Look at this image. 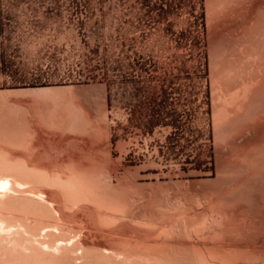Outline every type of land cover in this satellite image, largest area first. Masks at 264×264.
Listing matches in <instances>:
<instances>
[{
  "label": "rangeland",
  "instance_id": "obj_1",
  "mask_svg": "<svg viewBox=\"0 0 264 264\" xmlns=\"http://www.w3.org/2000/svg\"><path fill=\"white\" fill-rule=\"evenodd\" d=\"M208 1L211 3L209 4ZM208 1L0 0V108L4 109V111L3 109L0 110L2 111L0 114L5 112L7 115L6 120H9V126H12L14 123L10 129H13V133L17 132V135L16 133L14 135L12 134L14 137L9 136L11 135L9 133H12L9 132L10 130L8 133L5 131L6 134H0L1 137L2 135L9 134L7 135V138H10L9 143L13 141L10 145L6 136H3L4 139L2 138L1 142L4 140V143L2 144L0 142L1 148L3 149V147L8 145L6 151H11L9 152L11 156H16L10 159V161L15 159L18 164L24 163V165H27L28 163L29 166L35 164H39L40 166H59V169L53 168L51 170L38 168L40 172H71L68 166L69 163L73 161L70 160H74L73 158H75L74 162H81L84 160L81 163L87 168L89 167V170L91 168L92 172L95 173V171H97L96 173L99 174L102 181H105L104 183H109L110 185L112 182L111 185H117L116 187H120L119 184L121 186H126L120 187V189H124L119 191L121 195L126 193V195H124L126 196L127 203L130 201V204L132 203L131 205L127 204V206L130 205L129 207H125L124 209L122 207L120 209L119 206L111 208L110 205L109 208L107 205L106 208L108 209L105 207L103 209L100 208L99 205L98 209H100V212L96 209L98 213L102 214L104 211H106L104 212L105 214L108 210L114 211L115 209V211L112 212L116 216H114L112 212L111 214L114 218L118 217L120 219L118 220L117 218L118 221L116 220V222L113 220L114 218L110 220L112 218V215L109 213L110 211L107 213L108 217L106 214L104 217H101L100 215L102 214H100L98 217L97 211L95 210V212L93 211L96 215L94 219V214L91 213V210H88V208L92 209L95 207H92L93 204L91 206V203H88L89 207L87 208L86 202H84L83 205H74L75 203L72 202L73 204L70 205L71 207L75 206V208H71L69 207L70 202L64 200L65 198L61 196L62 194L60 195L58 193L59 195H57L56 193L57 196L61 197L58 199L59 197L55 195L57 198L55 199L58 200L59 203L64 201L65 203L67 202L66 204L68 205L66 206L71 209H69L70 211H74L73 213H77L75 212L76 210L79 215H82L84 211L85 214H87L86 210H88L91 211L90 213L92 215L90 217H93L92 219L94 221L98 217V220L95 221L96 223H92L94 221L92 220L91 222L90 219V221L88 220L85 224L81 222L82 218H84L83 215L81 221H79L80 217L78 215L77 220L74 219L77 216H71V223L73 220L78 221L77 223L83 228L82 230L86 234V237H89L88 239L97 240L99 237L98 241H102L106 246L107 242L105 240H107V236L109 235L110 241H116L118 238L117 236L123 232L119 231L120 229H124L127 232L125 235L121 234L124 238L119 237V239H125L128 232L130 234V239L135 237L134 239L138 240L137 238L142 237L146 232L148 235H146V237H149L150 240L151 238H164V235L167 234H163V229L166 231L170 230L168 227H171L176 220V224H178V222H183V219L180 218L185 209L184 211L181 209L182 213L180 214L179 209L181 207L177 206L179 204V206H183L184 203L189 207L191 206L190 208L187 207L190 209L189 212L186 210L188 214L191 213L190 215L194 214V212H200L203 207L202 203L198 200V198H200L199 195L207 194V190L213 191V186H215V184L217 185L219 181L218 177L221 173L219 170L224 162L225 156L226 160L227 157L230 159L233 155L228 156V154L234 152L233 150L235 149L233 148H236V153L238 148L245 151L246 148L244 146L247 143L248 146L246 147L248 148L252 143L254 144L256 142V135L262 130L264 123H259L262 126L257 124L253 126V128H250V130H245V125L242 123L237 126L238 129L235 131V138L237 141L235 145H239L238 148L228 146L227 149L226 145L229 144L225 142L227 141V139H225V144H221V147L223 148L224 146L225 149H220L219 143L223 142V140L220 138V141L219 139L217 140L218 136H216V132L218 133V128L216 129L217 123L215 124L214 122L215 115L219 114H215V111H217L215 106L220 108L221 103L224 101L219 98L222 100V102H220L217 94L220 93L221 95L219 96H222L224 92L225 95H228L230 91L234 92L235 89L241 90V87H239L241 85L239 83L242 82L240 81L242 80L241 76H247L249 74L247 72L250 68L256 65L255 56L253 55L252 57L254 59H252L251 55L247 53V49L244 47L245 44H243V48H245L246 51L243 48L241 50H244V52H241L237 46L234 47V49L232 48V51H237V54H235L230 51L231 47L235 45L233 44L230 46L232 43L230 44L228 41L230 45H227L226 56L227 58L229 55L230 56L227 60H231L230 62L235 64V67H238V69H236L230 63L236 72L242 71L238 72V80L232 83L231 90L229 89L230 91H227L228 93L225 90V84L223 85L226 81L225 76H223L222 73L221 76L220 74L216 75V68L212 66L214 60L212 64L210 62V60L214 58V55L210 56V52L213 50L211 48L214 47L213 45L216 38L222 33V31L219 32V25H222L221 23L224 21L222 17L227 16L226 18L228 19V15L226 13V15H224V12L232 10L236 5L238 8L242 6L243 9L240 14L241 20L240 18L235 20V22L240 21L237 24L234 22L235 18L233 17L234 19H232L235 13L229 11L231 12L229 18L231 17L230 19H232V21L229 19L228 21L233 22L235 25L233 26V23H231L232 26L229 27L231 29L235 27L239 29L238 27L244 24V18L250 10L249 6L254 0H252L251 4L244 3L247 2V0H235L233 3L230 2L231 0ZM227 2L228 4H226ZM221 4V8L218 7ZM230 4L232 6H230ZM243 4L246 6L244 5V7ZM235 10L233 9L234 12ZM211 11L212 14L217 13L219 16L222 14L220 18L223 20L221 19L222 21L219 22L220 18H217L219 16L214 14L218 22L216 21L217 19L215 20L216 22L214 20L211 22L214 18ZM219 12L222 13L218 14ZM229 22L228 24L226 23V26L230 25ZM218 23L220 24L218 25ZM222 26L224 29H222ZM222 26L221 30H225L224 32L227 33L229 27L227 28L225 25ZM240 30L241 29H239V31ZM239 44V48L240 46L242 47V43ZM228 47L230 50H228ZM229 51L232 55L235 54L239 57H236L237 59L235 58L234 61H241L236 64L233 61L235 55L230 59L232 55ZM246 55L247 59H245ZM210 57L213 58L210 59ZM244 61L245 64L243 65L242 63ZM248 61H250V63ZM250 65L251 67H249ZM243 68H245V70ZM211 69L212 71L214 70V75L211 73ZM243 71L246 74L243 73ZM231 72L233 73V71ZM238 76H240V79ZM216 77H219V79L222 77L224 80L222 81L221 79L219 81ZM213 78L218 82H216V80L212 82V80H214ZM236 81L239 86L236 84ZM214 82L217 83L218 87L222 86L221 89L224 92H221V89L218 88ZM59 86H62L61 88L66 86L63 92H59L62 95L57 94L58 92L56 91H52V89H57V87L60 88ZM46 87L53 88L47 91ZM216 88L220 89L219 93H217L218 90ZM16 90L18 92L17 96V92L13 95V92ZM29 90L30 92L28 94ZM240 90H238V92ZM44 91L45 93H43ZM56 94L59 95L61 100L68 99L71 101L73 99L71 103L73 102L72 104L78 105L80 110H77L78 107H75L76 109L72 108V111L69 112V106L65 107L69 109L68 111L66 110L67 112L64 111L65 113H62V109V111L56 108L54 110V101L56 99L57 101H61ZM231 95L228 96L232 97L233 95ZM62 96L65 97L62 98ZM224 96L221 98H224ZM228 96H225L226 99H228ZM235 96L233 97L236 98ZM49 97L53 99L48 100ZM232 99L233 98L230 100L232 101ZM34 100H36L38 104L34 103ZM68 100L67 102H70ZM50 102L52 103L50 104ZM5 103L6 108L12 105L13 108L6 109L5 106L2 105ZM226 103L227 102L224 101L222 104L225 105ZM38 106L40 110L43 109L41 114L45 116L44 118L39 116L40 113L37 112L39 111ZM227 106H229V102ZM16 107H19L18 111L20 112H16ZM222 109L223 108H221V110ZM14 110H16V115H14ZM7 112L10 113V115L13 114L12 116L16 118H9ZM65 114L67 115L65 116ZM58 115L59 118L57 117ZM20 117H22L23 120L21 119L20 121ZM55 117L57 119H55ZM17 119L18 121H16ZM216 122L219 123V121ZM3 131L4 130H2V133ZM5 138L7 139V145L5 144ZM11 138L13 139L11 140ZM33 143L34 145L31 147ZM4 144L6 146H4ZM26 147L30 148L27 149ZM251 147L248 148V150L251 149ZM31 148L33 151H31ZM223 150H227L228 152ZM241 150H239L238 153H241ZM248 150H246V153L249 152L250 154L254 152ZM4 151L5 148L0 152ZM5 153L0 155V159L6 160V157L10 158L8 152ZM8 158L7 160H9ZM13 163H15L14 160ZM101 175L104 176L102 177ZM27 188H30V186H27ZM47 189H49V187ZM42 190L44 191L45 189ZM38 194H40V196ZM38 194L40 198H44L45 196V194L44 196L42 195L43 193ZM132 194L133 196L130 197ZM122 197L124 196L122 195ZM146 198L150 199L147 201ZM152 198L154 202H157L155 206L154 204L148 206L150 205L148 203H154L153 201L149 202ZM61 199H63V201ZM137 199L141 201L139 202ZM134 200H137V202H134ZM58 201L56 202L58 203ZM62 204L65 206L64 203ZM142 204L149 208H146ZM139 205L141 206L139 207ZM76 206H79V208L85 206L87 209L83 210L82 208L81 211H83L81 212ZM117 207L119 208L117 209ZM128 208L129 210L132 208L130 212H128V210L125 211V209ZM137 208L141 209L138 210ZM122 209L125 212L121 211L123 214L120 212ZM70 211L69 213H72ZM127 212L129 214L135 213L133 214L134 216H130V214L129 216L132 218H129V216H125ZM118 213L121 215L117 216ZM145 213H148L149 216ZM177 213L181 215L179 218H176L179 216ZM173 215H175L174 218ZM90 217L88 216L85 218L87 220V218ZM126 217L127 219H125ZM103 218H106V220H101ZM170 218H172V220ZM122 220L124 223L126 221L130 222V224H127V222L123 224ZM102 221L104 222L102 223ZM108 221L109 223H107ZM110 222H113L111 226ZM117 222L124 227H114L115 230H117L116 234L119 235L115 234V238H117H112V240L110 234H107L108 232L106 233V231H109L111 228L113 229V225H118ZM171 222L173 223L170 224ZM73 224H76V222ZM84 228H86V230ZM95 229L97 231H95ZM112 229L111 231L114 232ZM250 230L254 235V229ZM246 234L247 233H245V236L247 237L249 233ZM251 235L249 239H251ZM255 236L257 235L255 234ZM147 238L144 239L143 236V238H139V240H147ZM130 239L129 241L127 240L129 243L133 240ZM183 239L184 241L185 239L186 241L188 240L187 237ZM136 240L130 243L133 244L132 246L128 245L131 249L125 247L127 248L126 252L132 250V254L133 251L135 253L134 255H144L143 253L145 251L143 250V246L150 240L148 239L146 242L142 240L143 243L145 242L141 245L142 248L139 245L141 241H137L139 242L137 243ZM110 241L108 242L112 243ZM120 241L121 245H117V242H115V244L121 246L117 248H121V250L124 251L123 253H125V249L123 250L122 246L124 244V246H126L129 243L127 241L123 243L122 239H120ZM189 241L190 240L187 242ZM108 245L113 246L114 243ZM134 245L137 247L135 248L137 251L142 250L144 252L138 254V252L134 250ZM110 246H106L108 247L107 249H111L112 247L109 248ZM113 247L116 246L114 245ZM138 247H140L139 250ZM147 247L148 246L144 249L146 250ZM117 248L116 250H118ZM148 249L150 250V248ZM113 250L116 251L115 248ZM149 250L146 251L149 253ZM129 254H131V252H129ZM144 261L147 263L146 260Z\"/></svg>",
  "mask_w": 264,
  "mask_h": 264
},
{
  "label": "bare ground",
  "instance_id": "obj_2",
  "mask_svg": "<svg viewBox=\"0 0 264 264\" xmlns=\"http://www.w3.org/2000/svg\"><path fill=\"white\" fill-rule=\"evenodd\" d=\"M221 1H230V0H221ZM230 2L233 3V2H235V0L234 1L231 0ZM251 2H252V0H247V2H244V3L251 4ZM210 3L211 2H209V4ZM226 4H228V2ZM231 4H230V6H232ZM240 4H242V3H240ZM212 5H214V4H212ZM244 5L245 4H243V6ZM207 6L209 7L208 4H207ZM221 6H222V4L218 7L221 8ZM236 6H235V8H233V7L232 8L235 10L238 8V6H237V8H236ZM223 7H224V5H223ZM228 7H229V5H228ZM247 7H248V5H247ZM249 7L248 8L250 10L246 8L247 10H249V12L247 11L248 13L246 12L247 16L244 13V15L246 16L244 18V21H245L244 24H241L242 26L238 27L239 29H241L240 31H239V29H236L237 27H235L234 29L233 28L231 29L229 26H232L231 23H233V22H229L228 19L230 21H232V19L235 18L234 22L236 19H239L241 17V15H240L242 12L241 10L243 9L242 6H240L241 9L238 8L237 10H235V12L233 11V9L228 10L227 12L225 11L224 15L227 14L228 19L226 18L227 16L226 17L221 16L222 15L221 13L224 11V9L222 8L223 11L221 13L219 12L218 14H221L220 16L224 19V21L226 19V21L229 22L230 25H227V26H226V23L228 24V22L223 21L224 24L221 23L222 25H225L227 28L229 27L228 32L226 33V32H224L225 30H221V28L223 26L219 25L220 23H218V25L220 26L219 32L222 31V33L220 36H218V37L216 36L217 38L215 37L216 40L211 38L212 40H215L214 41L215 43L213 45L214 47L212 46L213 48H211L213 50L210 49L211 52L209 50L210 56L214 55V58L212 57L213 59L210 57V59H212V60H210V62L212 64V61L214 60L213 61L214 65L212 64V66L216 68V70H215L216 75L220 74V76H221V73H222V75L225 76L226 81L223 83V85L225 84L226 92L227 91L229 92L231 90L230 88L232 86V83L235 80H238L237 79L238 72H242V71H238V70H237L238 72H236L234 69L235 64H232L230 62L231 60H227L230 56L229 54H228L229 55L228 58L226 56L227 45L229 44L228 41L230 42V44L232 43L231 45L229 44L230 46H232L233 44L235 45V46L231 47V50L228 47L229 48L228 50H230V51H232L234 49V47H236V46L241 51L243 48V44H245L244 47L247 49V53L250 54L251 57L254 55L255 61H256V63H255L256 65L255 66L253 65L254 66L253 68L251 67V65L254 63L253 61H252L253 63L249 66L252 68V69L250 68L251 71L248 69L250 72L247 70L248 71L247 73H249V74L247 76H244V77L241 76L242 80H240V81H242V82L239 83V84H241L240 86L237 84V81H236V84L239 87H241V90L238 89V90H240L238 92V90L235 89L236 91L235 90H234V92L230 91V93L228 94V95H231V93H232L233 96L236 95L235 96L236 98H234L232 95H231L232 97L225 95V92L221 89V87H222V86H220L221 84L219 85L220 87H218L217 83L214 82L215 85L221 89V92H224V93H222V96H224V95L228 96V99H226L225 96H224V98H221L222 96H219V95H221L219 93L220 89L216 88L218 90L217 93H219V94H217L218 100L220 102H222V100H220V99H223L225 102H227L224 105V104H222L224 102L223 101L221 103L220 108L215 106V108L217 110V111H215L216 112L215 114L219 113L218 115H215V121L214 122H215V124L217 123L216 129L218 128L217 129L218 133L216 132V134H217L216 136H218V138L216 136L215 137L217 138V140L219 138L221 140H223V142L219 143L220 149L224 148V146H223V148L221 146L223 145L222 143H224L225 139H227V141H225V142H227V144H229V145H226L227 149H228V146L229 147L233 146V147L238 148L239 145H235V143L237 144V141L235 138V135H236L235 131H236V129H238L237 126L239 124L243 123V125H245L244 126L245 130L246 129L250 130V128H253V126H255L259 123L262 124V122L264 123V0H254V2ZM215 9H214V11H215ZM229 9H231V8H229ZM238 10H240V11H238ZM212 11H211V14H212ZM229 11L235 13V15L232 16V19H230L231 17L229 18V15L231 14V12H229ZM211 14H210V16H211ZM214 14L215 13H213L212 15L214 16ZM215 15L219 16V15H217V13ZM236 15H237V17H236ZM220 16L217 18L219 19ZM211 17H209V18H211ZM217 18H215V16H214V18L212 20L211 19L210 20L212 22L213 20L215 21ZM222 18H220L219 22H221L223 20ZM218 19L216 20L217 22H218ZM240 20H241V18H240ZM238 22H240V21H236L235 24H237ZM241 23H243V22H241ZM233 26H235L234 23H233ZM222 29H224V27ZM229 32H231V33H229ZM216 33H218V32H216ZM237 43L238 44L242 43V47L240 46V48H239L240 44L238 45ZM211 44H213V43H211ZM210 47H211V45H210ZM245 48H243V49L246 51ZM239 50H238V52H239ZM244 50L241 52H244ZM212 51H213V53H212ZM230 51H229V53H230ZM232 52L237 54L236 53L237 51H232ZM230 54L232 55V53H230ZM239 54H240V52H239ZM234 55H232L230 57V59ZM247 55H246L245 59H247ZM236 57H237V55H235V57L233 58V61ZM243 57H244V55H243ZM237 58H239V57H237ZM252 59H254V58L252 57ZM243 60H244V58H243ZM249 60H251V59H249ZM240 61H238V62H240ZM245 61L242 63L243 65L245 64ZM234 62L236 64L238 63L237 61H234ZM248 62L250 63V61H248ZM230 63L234 67H232V65H230ZM240 65H241V63H240ZM242 67H244V66H242ZM235 68L238 69V67H235ZM246 68H248V67H246ZM243 69L245 70V68H243ZM243 69H241V70H243ZM213 71L211 69V73L214 75L215 73H213ZM231 71H233V73ZM243 73H245V72L243 71ZM245 74H243V75H245ZM239 77L240 76H238V78ZM213 79L214 80H212V82L216 80L215 78H213ZM218 79H219V77L217 78V80ZM221 79H222V81L224 80V78L221 77L219 79V81ZM217 80H216V82H218ZM61 87L60 88L57 87V89H52V91L53 92L56 91V92H58L57 94H61L59 92L60 91L63 92L65 90L64 87H66V86H64L63 88H61ZM51 88H53V87H51ZM51 88L50 87L47 88V91H48V89L51 90ZM75 89H77V88H75ZM20 90H19V92H20ZM16 92H17V90L13 92V95ZM29 92H30V90L28 91V94H29ZM38 92H40V91H38ZM6 93H8V92H6ZM21 93H22V91H21ZM36 93H37V91H36ZM43 93H45V91ZM49 94H50V91H49ZM8 95H10V94H8ZM17 95H18V92H17L16 96ZM43 96H45V95H43ZM57 96L59 97V95H57ZM64 97L62 96V98H64ZM55 98H57V97H55ZM231 98H233L232 99L233 102L230 100ZM50 99H53V98L49 97L48 100H50ZM36 100H38V99H36ZM36 100H34L35 101L34 103H37ZM59 100H61L60 97H59ZM67 100L68 99H62L61 101H57V99H56L53 103V105H54L53 109L54 110H55V108L59 109V110L62 109L63 111L62 110L61 111L63 113L66 110L68 111L70 109L69 110V112H70V111H72V108L74 109L75 107L76 108L78 107V105L72 104L73 102L71 103V101L73 99L71 101L68 100L70 102H67ZM228 100H230L231 103ZM42 101H44V100H42ZM220 102H219V104H220ZM228 102H229V106H227ZM51 103L52 102H50V104ZM11 104H13V103H11ZM2 105L5 106V108H6V103L2 104ZM79 105H80V103H79ZM15 106H16V104H15ZM45 106H46V104H45ZM65 107H68L69 109L65 108ZM80 107H81V105H80ZM84 107H85V105H84ZM11 108H13V105L11 107L9 106V108L7 107L6 109H11ZM18 108H17V111L14 110V112L15 111L17 113L20 112V111H18ZM221 108H223V109L221 110ZM1 109H3V108H0V110ZM14 109H15V107H14ZM38 109H39V106H38ZM78 109L80 110L79 107L77 108V110ZM218 109H220L221 111ZM42 110L39 109V111H37V112L40 113L39 116L44 118L45 116H42V114H41L43 112ZM48 110H50V109H48ZM3 111H4V109H3ZM12 111H11V113H12ZM85 111H83V112H85ZM0 112H2V111H0ZM9 112H10V110H9ZM16 112L14 115H16ZM86 113H87V111H86ZM55 114H56V112H55ZM67 114H65V116ZM9 115H10V113H8L9 118L10 117H12L11 119L14 118L12 116L13 114L10 116ZM43 115H44V113H43ZM6 116L7 115L5 114V112L0 114V131H1L0 134H6L5 131H7V133H8L9 130H10L9 132H12V130H13V129L11 130L10 127L12 128L14 123L12 126H9L10 125L9 120H6V118H7ZM57 117L59 118V115ZM74 117H76V116H74ZM11 119H10V121H11ZM21 119H22V117H20V121H21ZM55 119H57V118L55 117ZM70 119H71V117H70ZM16 121H18V119ZM216 121H219V123ZM239 121H240V123H239ZM12 122H14V121H12ZM16 123H18V122H16ZM76 123H77V121H76ZM81 124H82V122H81ZM84 124H86V123H84ZM87 125H88V123H87ZM243 125H241V126H243ZM241 126H239V127H241ZM259 126H262V125L259 124ZM258 127H257V129L259 130ZM243 128H241V129H243ZM254 129H255V127H254ZM2 130H4L3 133H2ZM16 130H14V131H16ZM15 133L17 135V132H15ZM15 133L12 132V133H9L11 135H9V134H7V135L13 136ZM253 133H254V131H253ZM258 133H259V135H258ZM258 133L256 135V137H257V140L255 142L256 144L252 143L253 146L251 145L252 147L250 146L251 149H249L250 152L254 151L253 153L252 152L250 154H249V152L246 153V150H248V148H250V147H248V148L246 147V146H248L247 145L248 143H247L244 146L246 148L245 151H242L241 149L238 148L237 153H236L235 152L236 148H233V149H235L233 151L236 154L234 152H233L234 154L233 153L228 154V156H230V155L231 156L233 155V156L230 159L227 157V160H226V156H225L224 162L222 161L223 162L222 165L220 163L221 166H220L219 171L221 173L219 172L220 173L219 177H218L219 181L217 182V185L215 184V186H213V188H214L213 191L211 192L210 190H207L208 191V192H206L207 194L199 195L200 198L197 197L198 200L200 201V203H202V207H203V209L200 212H194V210H193L194 214L190 215L191 213L188 214L186 212V210H188V212H189L190 209H188V208H190L191 206L189 207V206L185 205V203H184V205L181 204L183 206H179L180 204L179 205L177 204L178 205L177 207H181L179 209L180 214L182 213L181 209H183V211L185 209V211L181 214L182 216L177 213V215H179V216L176 217V218H179L181 216L180 219H183L182 220L183 222H181V223L178 222V224H176L177 220L175 221V223H173L174 221L171 222L170 224L173 223L174 225L172 224L171 227L170 226L168 227V228H170V230H168V231H166L165 229L162 230L163 234H167V235H164L165 237L163 236L164 238H162V239L151 238V240H150L149 237L148 238L146 237L147 232L144 231L146 233H144L145 235H143V236H144V239L147 238V240H144V239L139 240V238H143V236L137 238L138 240L134 239L135 237L134 238L131 237L133 239L132 240L129 238L130 234L128 232V234L126 236H127V238L132 240V242L135 240H136V242L137 241L142 242V240H144L146 242V241H148V239L150 240L147 243L144 242L146 245L143 242L142 243L137 242V243H139L140 247L143 244H144V246H143L144 248H146V246H148L146 250L148 251L149 250L148 248H150L149 253L144 248H143V250L146 253L142 250H139L140 247H138L139 251H137V249H135L137 247H135V245H134V250H136L138 252V254H140V252H142V253L144 252L143 253L144 255H137V254L134 255L135 253L133 251V254H132V250L129 251V252H131V254H129V252H126L127 248L131 249L130 246H132L133 244H130L132 242H130V243L128 242L129 239H127L126 236H125V239H123L124 236H122V235L126 234V232H127L126 230H124V229L119 230L118 229L121 232L123 231L121 233L122 235L116 234L117 230H115V228H118V227H115V226L121 227L122 224L120 225V223L118 224V222H117L118 225H116V224L113 225V229L112 228L111 229L114 230L115 233L113 231H111V229L109 231L105 230L106 233L108 232L107 234H110L111 239L112 238L116 239L118 237L117 238L118 240L116 239V241L114 240V242L110 241L109 235L107 236L109 239L108 238H107V240H105L106 238L103 239L107 242L106 246H110L108 244L114 243V245L116 247H113L114 245L113 246L111 245L109 247V248L112 247L111 248L112 250H111V249H107L108 247H106L102 241H100V240L98 241V238H99L98 235H97V237H98L97 240H95L94 238H93L94 240L88 239L89 237L88 238L86 237V234L82 230L83 228L77 223L78 221H76L78 216L80 217L79 218L80 220L79 219L78 220L81 221V218L83 215L84 218H82V221H81L82 223L84 222L86 224V222L88 220L90 221V219L92 222V220H93L92 218L94 217V219H95V217H96L94 212L96 209L99 208V205H100V208H103V209H104V207L106 208L107 205H108V207L111 205V208H114L115 206H119L120 209L122 207H123V209L125 207H129L132 203L130 204L131 201L127 203L126 196H125L126 193L122 192L125 194V195L122 194L125 198L122 197V195L120 194V191H122V189H124V188L120 189V187H126V186H124V185L121 186L119 184L120 187H116L117 185L116 186L111 185L112 182L110 185H109V183L108 184L104 183L105 181H102V178L100 179L99 174L96 173L97 171H95V173H94L91 171V168L89 170V167L87 168L83 163H81L84 160H82L81 162L79 161L80 163L77 161L74 162L75 158H73V157L72 158L74 160H70L73 162H70L69 166H68L69 169L71 170V172H67V173H64V172H45V171L40 172L38 170V168H44L47 170H49V169L51 170L53 168L59 169L58 168L59 166H55V167L50 166V165L40 166L39 164H35V163H34L35 165L29 166L28 163H27V165H24V163L18 164V162L15 159H13L15 161V163H13V160H11L12 161L11 162L10 159L15 158L16 156L13 157V155L11 156V153H9L11 151H6V149L8 147V145L6 144L7 143L6 140L8 139V143H9L10 138H7V135H2V137L0 136L1 137L0 142H1L2 138L4 139L5 136L7 138V139L5 138V144L7 146L4 144V146H6V147H3V149L0 146V149H1L0 151H3L5 148V151L0 152V155H2V153L8 152V154L10 156V158L6 157V160L0 159V264H264V208H263L264 207V126L262 127V130ZM16 135H15V137H16ZM246 136H248V135H246ZM12 139L13 138H11V140ZM220 139H219V141H220ZM244 141H245V139H244ZM246 141H248V140H246ZM239 142H240V140H239ZM1 143L3 144L4 140ZM11 143H9V144L11 145ZM25 145H26V143H25ZM32 145H34V143L31 144V147H33ZM62 147H63V145H62ZM26 148L28 149L30 147H26ZM231 149H232V147H231ZM239 150H241L242 152L238 153ZM243 150H244V148H243ZM31 151H33L32 148H31ZM223 151H225V150H223ZM27 152H28V150H27ZM225 152H223V153H225ZM230 153H231V151H230ZM5 154H7V153H5ZM79 156H80V154H79ZM222 157H223V155H222ZM3 158H5V157H3ZM7 158L9 160H7ZM76 160H78V159H76ZM110 175H111V173H110ZM124 179H125V177H124ZM104 180H105V178H104ZM109 180H110V178H109ZM120 181H119V183H120ZM121 184H122V182H121ZM27 186H30V188H27ZM25 187H26V189H25ZM48 187H49V189H47ZM42 189H45V190L43 191ZM127 191H125V192H127ZM209 191H210V193H209ZM38 193H41V194L43 193L42 194L43 196L45 194L44 198L38 197V195L40 196V194H38ZM56 193H57V195L62 194L61 196L63 198H65L64 200L70 202L69 205L70 204L72 205L73 203H75L74 205H76V204L83 205L84 202H86L87 205L86 204L85 205L87 208L89 207L88 205L91 203V206L93 204L92 207L95 206L94 207L95 209L94 208H92V209L88 208V210H91L92 212L86 210L87 214H85V211L84 212H82V211L84 209H87V208H85V206H83V207L81 206L83 208V210L81 211L82 208H79V206H80L79 205V206H76V208L78 207L80 209V211L82 212V215L81 214L79 215L78 211H76V210H75V212H77V213H73L74 211L73 212L70 211L71 209L69 208V207H71V205L69 207H67L66 206V205H68V204H66L67 202L66 203H65V201L61 202V200L63 201V199L60 200L61 203H59V201L56 200L57 199L56 197H59L58 199H60V197H61V196H57ZM128 194H130V193H128ZM55 195H56V197H55ZM132 196H133V194L130 195V197H132ZM128 197H129V195H128ZM146 199L148 201V199H150V198H146ZM127 200H128V198H127ZM137 200H134V202L135 201L137 202ZM56 201H58L59 204ZM150 201H153V198H152V200H149V202ZM156 202L148 203V204H150L148 206H152L153 204L155 206ZM55 203H57V204H55ZM62 203H64L65 206H63ZM127 204H130V205L127 206ZM144 204H142V205H144ZM101 205H103V206H101ZM140 206L141 205H139V207ZM195 206H196V204H195ZM119 207H117V209ZM135 207H138V206H135ZM182 207H184V208H182ZM71 208H75V206H73ZM106 209H108V208H106ZM123 209L120 210V212L121 211L124 212ZM134 209H136V208H134ZM140 209L141 208H139L138 210H140ZM151 209H152V207H151ZM67 210H68V212H67ZM98 210L100 212V209H98ZM98 210H96V211H97V215L99 217V215L102 213H98ZM127 210H128V212H130L129 208L125 209V211H127ZM69 211L72 213H69ZM112 211L108 210L107 213L109 212L111 214ZM114 211H115V209H114ZM177 211H175V212H177ZM90 212L93 213L95 216L93 215V217L91 218L90 216L92 214ZM101 212H103V211H101ZM104 212H106V211H104ZM104 212L102 215H100L101 217L102 216L104 217L105 214L107 215V213L104 214ZM128 212H127L128 215L124 214L127 217L131 214V213L129 214ZM190 212H192V211H190ZM134 213H132L130 216H134L133 215ZM110 214H109V216H110ZM87 215L90 218H87V220H86L85 217H88ZM113 215H114V213H113ZM113 215L111 216L112 218L110 220H112L114 218V216H116V215H114V216ZM119 215H121V214L118 213L117 216H119ZM146 215L149 216L148 213ZM71 216L72 217L77 216L76 218H74L76 220L75 221L73 220L72 223L70 221V220H72ZM130 216H129V218H132ZM174 216L175 215H173V218H174ZM98 217L96 220H98ZM107 217H108V215H107ZM127 217L125 219H127ZM115 218L113 220L116 222L118 217L116 219ZM83 219H84V221H83ZM170 219L172 220V218H170ZM101 220L105 221L106 218L105 219L103 218ZM118 220H120V219L118 218ZM95 221L92 223H96ZM99 221H100V219H99ZM104 221H102V223ZM128 221H129V219H128ZM128 221H126L127 224L128 223L130 224V222H128ZM74 222H76V224H73ZM126 222L124 223V221H123V224H126ZM201 222L203 223V225ZM92 223H91V225H92ZM107 223H109V221ZM111 223L113 224V222H110V226H111ZM197 223H199V224H197ZM94 225L97 226L96 224H94ZM106 225H108V224H106ZM122 227H124V226H122ZM87 228H88V226H87ZM84 229L86 230V228H84ZM107 229H108V227H107ZM250 229H254L253 230L254 235ZM95 231H97V230L95 229ZM119 231H118V233H119ZM248 231H251V232H248ZM109 232H111V233H109ZM131 232H132V230H131ZM245 233H247V234L249 233L250 235L252 233L251 239H249L250 235L248 234L249 235V237H248V235L246 234L248 237L247 238L245 236ZM87 234L89 235L88 232H87ZM115 234L119 235V236H117L115 238ZM255 234L257 236H255ZM119 237H123V238H120L123 240V243L128 240L127 242L129 244H127L126 246H124L125 245L124 244L122 246L123 250L125 249V253H123L124 251H122L121 248L120 249L117 248V247H121V246H117L121 242ZM184 237L185 238L187 237L188 240H190V241L187 242L188 240L186 241V239L184 241V239H183ZM108 241H110L112 243H109ZM115 242H117L118 244L116 245ZM136 242H134V243H136ZM149 243H150V245H149ZM128 245H130V246L128 247ZM125 247H127V248H125ZM114 248H115V250L117 248L118 250H116V251H118V252L114 251L113 250ZM109 250H111V251H109ZM144 260H146L147 263Z\"/></svg>",
  "mask_w": 264,
  "mask_h": 264
}]
</instances>
